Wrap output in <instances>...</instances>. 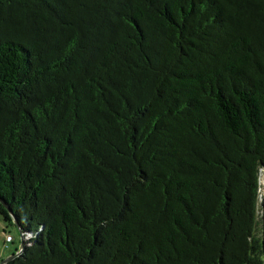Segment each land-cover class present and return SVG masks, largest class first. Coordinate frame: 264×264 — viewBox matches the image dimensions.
Listing matches in <instances>:
<instances>
[{"label": "trees", "instance_id": "16d2710c", "mask_svg": "<svg viewBox=\"0 0 264 264\" xmlns=\"http://www.w3.org/2000/svg\"><path fill=\"white\" fill-rule=\"evenodd\" d=\"M262 187L264 0H0L8 264H264Z\"/></svg>", "mask_w": 264, "mask_h": 264}, {"label": "rangeland", "instance_id": "374dc122", "mask_svg": "<svg viewBox=\"0 0 264 264\" xmlns=\"http://www.w3.org/2000/svg\"><path fill=\"white\" fill-rule=\"evenodd\" d=\"M262 194H264V187H262ZM7 235L13 237L14 242L12 244L6 243ZM20 246L21 239L18 229L15 227L7 228L0 222V264L3 260H6L14 253H16V251L19 250Z\"/></svg>", "mask_w": 264, "mask_h": 264}, {"label": "water", "instance_id": "95a60500", "mask_svg": "<svg viewBox=\"0 0 264 264\" xmlns=\"http://www.w3.org/2000/svg\"><path fill=\"white\" fill-rule=\"evenodd\" d=\"M20 234H21V231H20ZM24 245H25V240L21 236V246H20L19 250L16 253H14L12 256L7 258L6 260H3L1 262V264H8V263L12 262L13 260H15L16 258L20 257L22 255V253L24 252Z\"/></svg>", "mask_w": 264, "mask_h": 264}, {"label": "built area", "instance_id": "2783aa9c", "mask_svg": "<svg viewBox=\"0 0 264 264\" xmlns=\"http://www.w3.org/2000/svg\"><path fill=\"white\" fill-rule=\"evenodd\" d=\"M13 242H14L13 237L10 236V235H7V236H6V243H7V244H12Z\"/></svg>", "mask_w": 264, "mask_h": 264}]
</instances>
